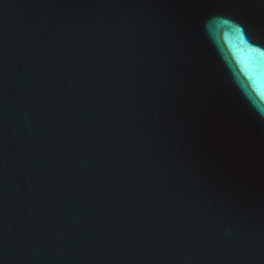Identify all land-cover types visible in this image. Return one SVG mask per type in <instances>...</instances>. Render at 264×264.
<instances>
[{
  "label": "water",
  "instance_id": "1",
  "mask_svg": "<svg viewBox=\"0 0 264 264\" xmlns=\"http://www.w3.org/2000/svg\"><path fill=\"white\" fill-rule=\"evenodd\" d=\"M0 264H264V0H0Z\"/></svg>",
  "mask_w": 264,
  "mask_h": 264
}]
</instances>
